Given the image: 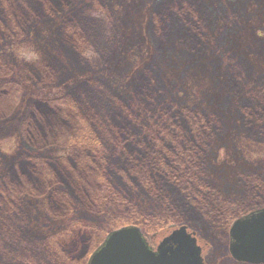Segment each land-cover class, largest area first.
<instances>
[{
	"label": "rangeland",
	"instance_id": "1",
	"mask_svg": "<svg viewBox=\"0 0 264 264\" xmlns=\"http://www.w3.org/2000/svg\"><path fill=\"white\" fill-rule=\"evenodd\" d=\"M13 1L0 12L13 19V24L25 17L28 22L23 25L29 31L19 44L23 47L6 45L0 50V72L7 67L15 72L0 77V148L4 154L0 175L6 173L5 165L19 159L24 147L54 139L53 128L62 144L64 134L81 125L73 117L68 121L72 126L58 116L30 118L36 100L77 89L74 92L91 113L99 106L107 117L118 111L113 93L132 94L139 88L148 102L172 97L218 118L223 132L207 154L214 202L218 197L239 199L244 190L241 175L264 176V120L254 126L244 119L245 113L264 102V0H209L214 9L207 11L205 38L198 42L156 32L152 9L163 0ZM41 5L48 10L39 16ZM22 73L34 77L20 82ZM92 76L96 81L82 79ZM38 84L47 85L38 88ZM4 89L9 93L4 94ZM79 176L80 171H75L71 178ZM40 182L34 178L25 184V205L0 206V264H84L85 255L103 241V229L113 223L112 214L82 210L53 217L46 198L26 194L28 189H39L48 196L53 184L49 175L40 177ZM74 182L70 184L80 189L82 184ZM56 204L52 202V207ZM220 217L224 218L221 224L213 219L195 228L204 259L208 264H250L235 262L228 252L227 225H223L227 218ZM157 235L155 244L164 233Z\"/></svg>",
	"mask_w": 264,
	"mask_h": 264
},
{
	"label": "trees",
	"instance_id": "2",
	"mask_svg": "<svg viewBox=\"0 0 264 264\" xmlns=\"http://www.w3.org/2000/svg\"><path fill=\"white\" fill-rule=\"evenodd\" d=\"M13 2L0 0V10ZM209 2L159 1L152 9L153 28L160 35L180 34L179 39L202 41L205 38L207 11L214 9ZM37 10L41 16L48 9L41 5ZM12 20L9 21V16H3L0 12V50L6 45H11L10 48L24 46L19 44L26 39L29 26L23 24L28 21L24 17L13 24ZM7 68L6 72H0V77L15 73L11 67ZM33 77L22 73L19 81L27 82ZM82 79L85 83L91 79L96 81L93 76ZM46 85L38 84L36 87L45 88ZM76 90L71 89L64 96L49 100H36L30 118L39 119L41 114L58 116L67 126H72L68 121L73 117L75 121H81V125L65 133L62 144L53 128L54 139L32 142L31 146L24 147L26 150L18 160L8 167L5 165L7 171L0 175V206L13 209L25 205L28 203V199L23 198L25 184L34 178L40 182V177L49 175L53 184L48 196L41 195L39 189H28L26 194L34 199L41 196L46 198L53 217L71 216L82 210L103 216L112 214L113 223L107 226L109 229H103L106 233L135 223L148 234L158 232L166 235L175 226L187 225L195 230L200 223L213 219L221 224L224 218H219L220 215L227 218V223L223 225L228 226L249 209L264 203L262 175L258 178L241 175L243 195L239 199L218 197L214 202L215 191L208 181L211 176L207 154L213 140L222 134V127L215 115L167 96L148 102L144 90L137 88L132 94L113 93L112 103L117 105L118 111L104 117V109H99V106L95 114L91 113L86 101L80 100L79 94L74 92ZM3 92L9 93L5 89ZM246 106L242 104V109L248 110ZM257 107L244 116L254 126L264 120V102L258 103ZM78 110L82 112L79 114ZM99 113L101 117H98ZM98 118H102L100 122ZM0 157L4 158L1 148ZM2 164L0 161L3 169ZM75 171H80V179L71 178ZM68 179L72 183L75 181L74 184H82L81 188L73 187ZM52 202L57 204L52 207ZM63 252L67 253L65 250ZM91 252L85 255L84 264ZM63 259L66 258L63 256Z\"/></svg>",
	"mask_w": 264,
	"mask_h": 264
},
{
	"label": "water",
	"instance_id": "3",
	"mask_svg": "<svg viewBox=\"0 0 264 264\" xmlns=\"http://www.w3.org/2000/svg\"><path fill=\"white\" fill-rule=\"evenodd\" d=\"M193 234L183 225L154 250L139 227L126 225L111 231L87 264H206ZM230 252L238 261L264 263V207L234 222Z\"/></svg>",
	"mask_w": 264,
	"mask_h": 264
},
{
	"label": "flooded vegetation",
	"instance_id": "4",
	"mask_svg": "<svg viewBox=\"0 0 264 264\" xmlns=\"http://www.w3.org/2000/svg\"><path fill=\"white\" fill-rule=\"evenodd\" d=\"M264 206V203L262 204V205H260L259 207H257V208H253V209H249L245 214L247 215V214H249V213H251V212H254V211H256V210H258V209H260V208H262ZM244 214V215H245ZM243 216V215H242ZM232 224L233 223H231V225H230V227H226V229H227V232L225 233V238H227V240H228V245H229V247H230V230H231V226H232ZM129 225H135V226H137V227H139L140 228V230H141V232L143 233V235H144V237L146 238V240H147V242H148V244L152 247V249H154V250H156L157 249V247H158V244L162 241V239L164 238V237H166L167 235H169V234H166V235H163V238L158 242V243H156L155 244V242L153 241V239H154V237L155 236H158L157 234H158V232L156 233H152V234H148V233H146V231L140 226V225H138V224H135V223H132V224H129ZM123 226H126V225H123ZM187 226V225H186ZM120 227H122V226H120ZM178 227H180V226H178ZM178 227H174L173 228V230H176ZM187 228H188V230L190 231V232H194L195 234H193V236L194 237H196V239H197V242H199V239H200V236L198 235V233H196L197 231L196 230H193V229H191L189 226H187ZM172 230V231H173ZM171 231V232H172ZM201 246V245H200ZM202 247V246H201ZM229 251H230V249H229ZM228 251V252H229ZM202 253H203V247H202ZM231 254V253H230ZM204 258V257H203ZM232 258L235 260V262H239V263H250V264H262V263H251V262H244V261H238L237 259H235L233 256H232ZM205 260V259H204ZM206 261V260H205Z\"/></svg>",
	"mask_w": 264,
	"mask_h": 264
}]
</instances>
